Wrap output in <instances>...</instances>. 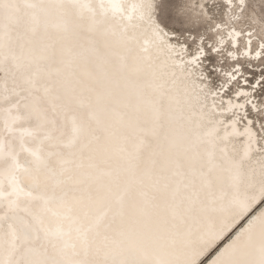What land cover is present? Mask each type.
<instances>
[{
	"label": "bare ground",
	"instance_id": "bare-ground-1",
	"mask_svg": "<svg viewBox=\"0 0 264 264\" xmlns=\"http://www.w3.org/2000/svg\"><path fill=\"white\" fill-rule=\"evenodd\" d=\"M221 1L240 7L239 0ZM12 2L19 7L0 8V94L5 87L14 90L20 114L28 116L20 126L35 130L37 139L25 136V144L33 148L51 129L52 139L44 140L42 153L58 152L36 165L33 157L19 151L18 139L12 142L29 169L17 173L20 186L32 195L15 206V194L0 198V264H27L45 254L54 257L44 264H212L225 249L229 264H261L264 230L259 224L245 230L264 204L238 215L236 202L259 195L264 151L258 134L250 151L246 135L220 138L232 132V120L238 133L253 127L246 109L253 111L255 105L258 110L259 105L250 101L253 90L242 83L245 79L240 78L241 87L230 98L220 87L209 92L189 66L191 55L170 38L153 7L131 11L142 0H120L131 20L126 13H114L108 0L103 8L101 0ZM149 16L166 37L156 39ZM217 24V34H222L223 26ZM226 29L213 47L229 45L235 62H261L255 54L261 51L259 44L254 48L248 43L251 29L237 53L241 30ZM233 30L240 35L229 36ZM55 37V45L47 47ZM229 102L244 107L229 109ZM214 127L218 131L209 135ZM55 171L68 179L59 182ZM237 172L239 184L233 188ZM5 191L11 192L7 182ZM48 193L60 195L51 204L62 215L46 216L44 224L48 230L70 227L68 239L63 235L47 243L39 237L33 217L44 212ZM23 205L28 208L21 209ZM102 213L104 218L97 221ZM86 228L84 238L76 234ZM221 231L208 246L210 235ZM65 239L78 253L60 250ZM115 251L120 252L110 255Z\"/></svg>",
	"mask_w": 264,
	"mask_h": 264
},
{
	"label": "rangeland",
	"instance_id": "rangeland-1",
	"mask_svg": "<svg viewBox=\"0 0 264 264\" xmlns=\"http://www.w3.org/2000/svg\"><path fill=\"white\" fill-rule=\"evenodd\" d=\"M153 12L169 31L170 38L176 43L187 46V54L195 53L197 46L201 43V38H203L202 46H204L206 55L201 58L199 71H195L197 77L201 72L204 73L206 80H203V82L209 92L222 88L227 78L225 74L232 71L235 63L236 68L239 64L241 70L234 74L236 75L235 80H232L231 83L226 82V90L224 89L223 93L225 97L230 98V95L234 94L239 85L241 87L242 81L240 78L245 79V82L242 83L253 90L250 101L253 99L259 105L258 110L253 109L255 112L249 107V109H246V113L250 116L252 125L257 131L259 146L264 149V139L261 138L258 131L260 125L264 124V50H261L263 52L259 63L243 58H240L239 62H235L228 55L233 51L229 45L220 49L219 52H212L208 47L215 46L219 36L226 35V32L223 31H226L229 26H235L241 30V39L237 43V48H235L236 53L237 50L241 51L244 44L243 38L249 32V29H251V34L255 33L251 36L254 48L258 44L264 43V0H245V4L242 7L240 6L239 9L226 6V3L221 0L213 3L209 0H154ZM217 23H221L223 26L220 28L222 34H217V29H219L216 27ZM241 55L242 53H240ZM254 81L257 82L253 87ZM221 95L222 93L219 94V96ZM215 99V101L223 102L218 100L217 97ZM217 106L221 107L222 104L217 103ZM259 109H263V111L261 112ZM240 116L241 118L246 117L243 114H240ZM215 251L216 249L213 252Z\"/></svg>",
	"mask_w": 264,
	"mask_h": 264
},
{
	"label": "snow or ice",
	"instance_id": "snow-or-ice-1",
	"mask_svg": "<svg viewBox=\"0 0 264 264\" xmlns=\"http://www.w3.org/2000/svg\"><path fill=\"white\" fill-rule=\"evenodd\" d=\"M231 2V0H229ZM245 4V0H239V5L242 7ZM31 6V5H29ZM82 7H87V4L81 5ZM102 8L105 6L103 0H101ZM108 6L113 10V12H119V13H126V18L131 20L132 15L130 13H127V10L124 8V6L120 3V0H108ZM19 5L16 3H13L12 0H0V8H3L5 10L9 9H15L18 8ZM131 11L136 12L138 9H148L151 10L153 5L151 0H142L140 4H132ZM144 12H140V18L143 19ZM149 24L152 27V33L156 37L157 40H160L162 37H166L168 34L163 31V29L160 27L159 24L155 23L149 16ZM217 28L220 27V25L216 26ZM240 35V33L235 32L233 30L229 33V36L235 37ZM251 33H248V36L251 37ZM191 39V37H189ZM224 41L220 40L219 44H223ZM249 45L251 44V40L248 41ZM203 45V38H201L200 45L197 46V51L195 53L191 54V60L188 62L190 68L199 71L200 69V63L201 58L206 55L204 46ZM168 47L173 48V45H168ZM212 52H219V47H212L208 46ZM259 48L261 50H264V43L259 44ZM182 51H187L186 45H181ZM257 57H260L262 55L261 51H257L256 53ZM229 56L232 57V59H236L235 55L233 53H229ZM247 55V53H245ZM238 68H233L232 71L227 72L225 75L228 77L227 83H231L232 80L236 79V75L234 73H238ZM189 75H192L193 72H189ZM199 79L206 80V76L204 73H200ZM223 87L221 88V91H223ZM14 90H9L7 87L4 88L3 93L0 94V119L3 121V128L0 129V198H4L6 196L10 195H19L23 194L25 196L31 197L32 193L30 191H25L20 186V179L17 176V173L20 171L28 172L29 169L20 162V152L16 151L14 147L12 146V142L14 140H19V147L20 151L28 153L31 157H33L32 163H35L36 165H40L45 163V157L41 154V148L38 147L36 149L28 147L24 142V137L29 136L33 139H37L35 130L31 128L22 127L21 122L28 119L27 115H21L20 114V103L19 100L13 99ZM215 95V93H212ZM249 103H251L249 101ZM232 107H239L243 109V105H232L231 102H229V109ZM252 107L255 109L256 106L252 105ZM15 110V111H14ZM218 124L223 125V121H217ZM232 132L229 133L225 131L223 137H220L223 140H227L229 135H246L248 138V151L251 150L252 142L254 141L255 137L257 136V131L253 130V127H246L244 129L243 133L236 132L235 129V120H232ZM248 124L251 125L252 122L248 121ZM226 127V126H225ZM73 133L78 131V128L74 125L72 129ZM218 129L215 127L212 129V131L209 133V135H212L213 133L217 132ZM259 134L262 139H264V124L260 125L259 128ZM17 134H19L17 136ZM43 139H52L51 136H45ZM40 144H43V140L40 141ZM248 151L245 152V156H247ZM264 151V149H262ZM220 152L222 154H226L227 152V145L225 147L220 148ZM51 155V153L49 154ZM239 163L237 162L235 167L239 168ZM38 170V169H37ZM33 183L36 182L37 177L33 176ZM234 183L231 185V187L236 188L239 184V173L233 177ZM5 182H7L8 187L11 188V192L5 191ZM264 204V181L261 182V186L259 189V195H252L251 197H246L243 200H239L236 202V205L238 207V215H243L244 213H247L254 204L257 203ZM259 224L262 230H264V210L260 211V214L258 216H255L252 222L249 224V229H246L245 231H249L254 225ZM223 234V231L220 233L212 234L210 235L208 246L211 245L212 242H214L216 239L219 238L220 235ZM37 238H39L37 236ZM14 239H17L14 237ZM240 237H237V240H239ZM235 244V242H234ZM233 245H230L229 248L233 247ZM228 252V249H225L224 253H221L220 257H217L216 260L212 261V264H229V262L224 258ZM194 264V261L192 262ZM261 264H264V261L261 262Z\"/></svg>",
	"mask_w": 264,
	"mask_h": 264
},
{
	"label": "water",
	"instance_id": "water-1",
	"mask_svg": "<svg viewBox=\"0 0 264 264\" xmlns=\"http://www.w3.org/2000/svg\"><path fill=\"white\" fill-rule=\"evenodd\" d=\"M154 1V0H153ZM25 12H23L22 13V15H25L24 14ZM48 32H51V30H48L47 31V34H48ZM57 39H58V37H55V38H53L52 39V41H50V43L52 44V45H48L47 47H51V46H54L55 45V43L57 42ZM77 50H74V51H72L71 53V55L73 56L74 55V53L76 52ZM50 105V107L52 108L53 106H51L52 104H49ZM52 132V130L51 129H49V130H47L45 133V135L43 136V138L45 137V136H50V133ZM38 139V142H37V144H36V146H34L33 147V149H36V148H38V147H40L41 148V154H42V156H44V157H47L50 153L51 154H54V153H56V152H58V149H53V150H50L46 155H43V151H42V149H43V145H44V140L45 139ZM41 140H43V144L41 145L40 144V141ZM19 151H20V149H19ZM46 159V158H45ZM80 163V162H79ZM67 169V166H65L64 168H62L61 170L62 171H65ZM61 171H55V173L58 175V178H59V182H63V181H66V179H68V175H66L65 177H60V173ZM97 176H100V174L98 173V174H94V175H90L89 177H94V178H96ZM60 196V195H59ZM58 195H56V194H54V193H48L46 196H44V198H43V201H44V203L46 202V204H45V208L43 209L44 210V212H42V213H38L36 216H34L33 218H34V222H35V224H36V226H37V228L39 229V237H42V239H43V241L44 242H47V243H50L55 237H58V236H63V235H65V238H67L68 237V232H70V230H72V229H69V228H67L66 226H64V225H62L61 227L60 226H57V227H53V228H51V229H49L48 230V228L46 227V224H44V219L46 218V216H47V218L48 217H52L53 215L54 216H58V215H62V212H60L55 206H53L52 204H51V201L55 198V197H59ZM24 197H28V196H25V195H23V194H21V195H19V197H17V195H15V199L14 200H12V205L13 206H15V205H17V201H20V200H22ZM47 202H49V203H47ZM24 206L25 205H23V206H20V208L21 209H24ZM28 208V206H25V208ZM47 213V214H46ZM104 213H102L101 215H99L98 216V218H97V221H100L101 220V218H104ZM90 228H91V226H90ZM87 229H89V228H86V229H80V231L79 232H77L76 234L78 235V236H80L81 238H84L85 237V233H86V231H87ZM45 231V232H44ZM43 232V233H42ZM30 234V233H29ZM36 236V234H34V233H31L30 234V237H32V238H34ZM68 239V238H67ZM46 243V244H47ZM72 242L70 241V240H66L65 239V241H64V244L60 247V250L63 252V253H71V252H69L68 250H70L71 249V251L72 252H77L78 253V251L77 250H74V249H72ZM49 245V244H48ZM17 246L18 245H14V246H12V248H11V250L10 251H12V250H14L15 248H17ZM44 250V249H43ZM86 250V251H85ZM85 252H88L89 251V249H87V248H85ZM121 251V250H120ZM120 251H115V252H113V253H111L110 255H113V254H115V253H118V252H120ZM8 254H10V252H8ZM89 254V253H88ZM46 256H40V257H38V256H34L33 258H32V261H27V264H34L35 262H37L38 264H44L45 263V261H47V258L49 257V258H52V257H54V256H52V255H48V254H45ZM8 257V256H7ZM7 257L5 258V259H7ZM110 257V256H109ZM28 259V258H27ZM5 261V260H4ZM3 264H7V261H5Z\"/></svg>",
	"mask_w": 264,
	"mask_h": 264
}]
</instances>
